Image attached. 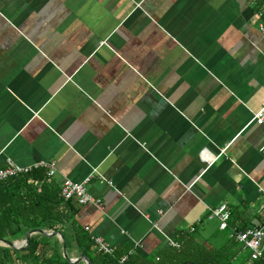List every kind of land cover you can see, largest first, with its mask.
Wrapping results in <instances>:
<instances>
[{
    "label": "crops",
    "instance_id": "crops-1",
    "mask_svg": "<svg viewBox=\"0 0 264 264\" xmlns=\"http://www.w3.org/2000/svg\"><path fill=\"white\" fill-rule=\"evenodd\" d=\"M259 25L257 0H0V169L53 163L57 186L97 172L101 210L67 204L69 264H89L74 233L141 260L189 237L221 248L222 205L262 228Z\"/></svg>",
    "mask_w": 264,
    "mask_h": 264
},
{
    "label": "trees",
    "instance_id": "trees-1",
    "mask_svg": "<svg viewBox=\"0 0 264 264\" xmlns=\"http://www.w3.org/2000/svg\"><path fill=\"white\" fill-rule=\"evenodd\" d=\"M263 2L257 0V9L261 8ZM262 16L264 21V12ZM59 188L47 178L44 170L0 182V242L12 244L23 240L30 232H46L60 234L65 246H68L70 210L68 202L60 198ZM241 216L240 211H235L229 220V225L235 226L238 231L248 229ZM261 226L264 229V222ZM74 236L79 253L87 258L89 264H237L234 261L242 250L232 241L214 249L189 237L179 240L178 249L167 247L158 252L157 260H141L136 254H128L129 249L114 251L112 256L102 255L93 250L89 237L78 233H74ZM54 238L35 234L20 250L0 247V264H69L63 258L62 243ZM50 240L54 242L50 244ZM124 256L126 260L120 262ZM238 264H264V254L260 259L251 261L248 253Z\"/></svg>",
    "mask_w": 264,
    "mask_h": 264
},
{
    "label": "built area",
    "instance_id": "built-area-1",
    "mask_svg": "<svg viewBox=\"0 0 264 264\" xmlns=\"http://www.w3.org/2000/svg\"><path fill=\"white\" fill-rule=\"evenodd\" d=\"M263 12H264V2L261 8L258 9L259 18H262ZM259 31L261 32L262 38L264 40V25H259ZM251 122L261 127L264 130V103L261 105L260 109L253 115ZM224 151L225 150H223V152ZM260 152L264 154V144L260 148ZM202 157L204 163L207 165L206 169H208V167H210L218 158V157L211 158L206 153H204ZM35 170H44L47 178H52L55 175V171H56L55 165L53 163L38 162L31 166L20 167L8 161L6 166L3 169H0V182L18 176H26ZM94 175H97V172L95 170H93L92 173L89 176H87V178H85V180L80 184L73 183L69 180H63L59 188V196L62 199V201L69 202L75 200L79 206H85L89 204L94 206L96 209L101 210L100 200L90 196L85 188L86 184L90 182V180L94 177ZM99 178L101 182H104L103 178L101 177ZM230 216L231 215L229 209L226 206L222 205L218 208L209 210L207 214V219L218 221L219 229L221 231L230 230L231 240L234 243L238 244L243 251H247L249 253V257L251 261H256L260 259L264 254V229L252 228V229H246L244 231H238L236 228L230 229L229 227ZM90 241L97 253L107 256H112L114 254V250L102 239L91 237ZM168 243L170 247L178 248V246L175 243L170 241ZM125 260L126 257H123L120 262H124Z\"/></svg>",
    "mask_w": 264,
    "mask_h": 264
},
{
    "label": "water",
    "instance_id": "water-1",
    "mask_svg": "<svg viewBox=\"0 0 264 264\" xmlns=\"http://www.w3.org/2000/svg\"><path fill=\"white\" fill-rule=\"evenodd\" d=\"M255 229H259V227L257 228H255ZM35 234H44L43 232H30V233H28L26 236H25V240H24V243L21 245V246H19V247H17V245H15V244H11V243H7V242H0V244H2L3 246H6V247H8V248H12V249H14V250H20V249H22V248H24V247H26L27 246V244H28V241H29V238L32 236V235H35ZM58 236H59V238H60V240H61V243H62V245H63V252H64V240H63V238H62V236L60 235V234H58Z\"/></svg>",
    "mask_w": 264,
    "mask_h": 264
}]
</instances>
